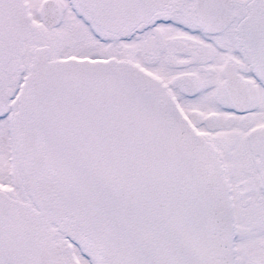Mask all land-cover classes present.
I'll use <instances>...</instances> for the list:
<instances>
[{"label":"snow or ice","instance_id":"obj_1","mask_svg":"<svg viewBox=\"0 0 264 264\" xmlns=\"http://www.w3.org/2000/svg\"><path fill=\"white\" fill-rule=\"evenodd\" d=\"M0 264H264V0H0Z\"/></svg>","mask_w":264,"mask_h":264}]
</instances>
